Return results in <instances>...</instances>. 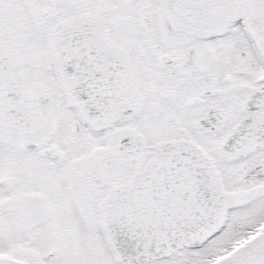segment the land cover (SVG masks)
<instances>
[{
    "label": "snow or ice",
    "instance_id": "obj_1",
    "mask_svg": "<svg viewBox=\"0 0 264 264\" xmlns=\"http://www.w3.org/2000/svg\"><path fill=\"white\" fill-rule=\"evenodd\" d=\"M0 264H264V0H0Z\"/></svg>",
    "mask_w": 264,
    "mask_h": 264
}]
</instances>
